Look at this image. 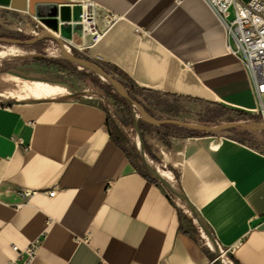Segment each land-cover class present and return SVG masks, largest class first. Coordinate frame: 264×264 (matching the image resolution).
<instances>
[{
    "label": "crops",
    "instance_id": "obj_1",
    "mask_svg": "<svg viewBox=\"0 0 264 264\" xmlns=\"http://www.w3.org/2000/svg\"><path fill=\"white\" fill-rule=\"evenodd\" d=\"M31 1L0 0V8L24 11ZM87 1L111 15L89 56L145 89L139 96L195 108L192 125L259 117L203 0ZM110 132L105 106L73 89L31 80L0 88V264H17L11 245L36 238L30 264H218L192 217ZM242 132L184 133L161 160L227 257L264 264V151L225 135Z\"/></svg>",
    "mask_w": 264,
    "mask_h": 264
},
{
    "label": "rangeland",
    "instance_id": "obj_2",
    "mask_svg": "<svg viewBox=\"0 0 264 264\" xmlns=\"http://www.w3.org/2000/svg\"><path fill=\"white\" fill-rule=\"evenodd\" d=\"M240 1L245 2L247 0ZM82 2L83 0H32L30 8L24 11L0 8V49L6 52L33 54L61 51L63 53H71L82 59H89L100 65V63L89 56L93 35H88V40H84V37L81 36V30L85 28ZM41 4L47 6V13H43L41 6H37ZM61 12L68 17L67 20H60ZM89 22V26L86 25V27L90 32L96 31V33H100L107 25L105 15L95 8L93 18ZM58 29L67 33L72 32V42L62 39L58 35ZM77 45H82V48ZM26 80L73 89L77 96L101 102L108 109L107 113L112 128L119 131L123 136L122 146L136 154L134 160L139 168L146 173L148 172L133 146V141L136 139L137 134L140 135L146 152L156 165L173 177L170 167L161 160L160 151H163L168 146L169 141L173 137L184 135L182 130L177 128L166 130L163 127L149 126L148 123L135 121L120 99L109 94V87L105 85L106 82L103 78L88 70H82V68L64 59L34 60L14 58L9 56L8 53H0V88L5 87L10 82L17 85L21 81ZM128 98L134 110L140 115L152 118L178 119L191 125V122H200V118L191 116L197 114L195 108L192 110L187 109L184 104L174 101L173 98L159 97V95L157 100H149L143 96L135 98L131 95ZM138 122L141 124L138 125ZM247 131L248 133H226L225 135L244 142L259 151H264V121L255 123ZM163 187L172 197L180 212L185 215L187 210L183 202L171 195L165 186ZM197 234L199 233L197 232ZM228 260L229 263L227 264H234L231 263L229 258ZM220 264L222 263L220 262Z\"/></svg>",
    "mask_w": 264,
    "mask_h": 264
},
{
    "label": "built area",
    "instance_id": "obj_3",
    "mask_svg": "<svg viewBox=\"0 0 264 264\" xmlns=\"http://www.w3.org/2000/svg\"><path fill=\"white\" fill-rule=\"evenodd\" d=\"M216 16L224 31L225 48L242 64L251 90L256 99V113L264 121V0H203ZM83 18H93L94 7L83 0ZM106 23L111 15H105ZM90 22L87 24L89 26ZM94 33L92 43L100 33ZM33 191H22L28 197ZM54 189L47 191L51 197ZM195 226V224H194ZM39 247V239H33L19 248L11 245L17 264H30ZM232 263V262H231Z\"/></svg>",
    "mask_w": 264,
    "mask_h": 264
},
{
    "label": "water",
    "instance_id": "obj_4",
    "mask_svg": "<svg viewBox=\"0 0 264 264\" xmlns=\"http://www.w3.org/2000/svg\"><path fill=\"white\" fill-rule=\"evenodd\" d=\"M0 53H8L9 56L14 58H24V59H34V60H43V59H51V58H61L69 63L80 67L82 69H86L97 76L103 78L105 82L115 91L118 95L121 103L124 107L130 112L131 116L135 121L145 122L151 125H161V124H168L173 125L176 127H180L184 130L190 131L195 134H206L212 133L214 131L224 130V129H235V130H248L250 129L255 123L262 122L260 117L256 118L255 120L248 121V122H231L229 120H222L219 122H215L208 125H191L182 120L178 119H167V118H152L146 115H140L138 112L134 110L131 105L130 99L126 95L125 91L123 90L122 86L118 82L117 79L113 77L110 73L104 71L99 65L94 62H91L86 59H82L79 57L74 56L71 53H63L61 51H49L46 53H24V52H6L0 49ZM105 106V105H104ZM107 109V107L105 106ZM108 111V109H107ZM138 156V155H137ZM148 173V172H147ZM149 174V173H148ZM150 175V174H149ZM151 176V175H150ZM154 178L153 176H151ZM155 179V178H154ZM157 181V179H155ZM158 182V181H157ZM159 183V182H158ZM215 256V260L218 264H220L217 256Z\"/></svg>",
    "mask_w": 264,
    "mask_h": 264
},
{
    "label": "bare ground",
    "instance_id": "obj_5",
    "mask_svg": "<svg viewBox=\"0 0 264 264\" xmlns=\"http://www.w3.org/2000/svg\"><path fill=\"white\" fill-rule=\"evenodd\" d=\"M60 17H61L60 20L68 19L67 16H64L63 12H61ZM88 23H89L88 20L85 19V28L81 30V36L84 37V40L89 39L88 35L90 34L94 35V33L90 32L89 29L86 27ZM58 35L66 40H69L70 42H72L73 40L72 32L67 33L65 31L58 29ZM77 46L82 48V45H77ZM133 146L136 153L141 158L146 170L153 177H155L161 184H163L173 195H175L178 199H180L183 202L184 206L186 207L187 213L192 217L193 222L196 223L197 226L202 230V234L206 240V243L211 248V250L216 253L218 260L222 264L229 263V260L226 257L224 251L220 249V247L217 245L214 239L210 236L204 221L197 214L196 210L190 204V202L186 199V197L184 196L185 194L182 193L178 183L174 180V178L171 175L163 171L162 168H159L154 162V160L146 152L142 143V139L139 134H137L136 139L133 141Z\"/></svg>",
    "mask_w": 264,
    "mask_h": 264
},
{
    "label": "trees",
    "instance_id": "obj_6",
    "mask_svg": "<svg viewBox=\"0 0 264 264\" xmlns=\"http://www.w3.org/2000/svg\"><path fill=\"white\" fill-rule=\"evenodd\" d=\"M45 60H48V59H45ZM86 60H89V59H86ZM91 61V60H89ZM93 62V61H91ZM98 65V64H97ZM104 71L110 73L111 75H113V77L115 79L118 80V82L120 83V85L122 86L123 90L125 91L126 95L127 96H133L135 98H137V96H139V94L143 93L145 91V89H142V88H139L137 86H135L134 84H132L130 81H126L124 82L122 79H120L119 77L115 76L111 71H109L108 69H106L105 67H103L102 65H99ZM84 70V69H82ZM85 71H87L85 69ZM90 72V71H89ZM92 73V72H91ZM94 74V73H93ZM103 82V81H102ZM104 83V82H103ZM105 85H107L109 87V94L113 95V96H117L118 95L115 93V91L107 84L105 83ZM119 98V97H118ZM141 124L140 122H138V125ZM149 126H153L151 124H148ZM157 127H163L165 128L166 130H170L172 128H177V129H180V130H183L185 134L189 135V136H196L197 134L195 133H192L190 131H187V130H184L180 127H176V126H173V125H168V124H161V125H158ZM110 135L113 137L114 141L116 144H118L122 151L124 152V154L126 155V157L128 159H132V158H135L136 157V154L131 151L130 149H125L123 146H121V143L123 141V136L119 133V131H116L115 132H110ZM141 175L144 176L145 178L149 179L150 181L154 182V183H157V181L150 177L146 172H143V171H140ZM159 182V181H158ZM228 258L234 263V264H237L231 257V255H228Z\"/></svg>",
    "mask_w": 264,
    "mask_h": 264
}]
</instances>
